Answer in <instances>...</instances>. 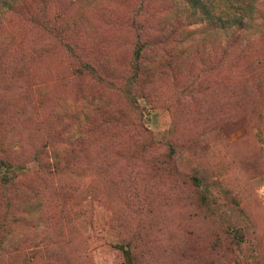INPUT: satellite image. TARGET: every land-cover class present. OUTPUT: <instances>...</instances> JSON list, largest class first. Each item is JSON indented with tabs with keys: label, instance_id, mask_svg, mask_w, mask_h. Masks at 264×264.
I'll list each match as a JSON object with an SVG mask.
<instances>
[{
	"label": "rangeland",
	"instance_id": "obj_1",
	"mask_svg": "<svg viewBox=\"0 0 264 264\" xmlns=\"http://www.w3.org/2000/svg\"><path fill=\"white\" fill-rule=\"evenodd\" d=\"M14 1H0V145L26 172L24 211L40 208L0 228V264H126L117 243L137 229L143 264H264V0L236 33L202 15L177 27L147 53L137 103L121 87L138 0ZM146 1L158 39L190 7ZM67 43L96 76L78 73ZM46 142L53 176L31 160ZM194 175L212 186L214 216Z\"/></svg>",
	"mask_w": 264,
	"mask_h": 264
},
{
	"label": "trees",
	"instance_id": "obj_2",
	"mask_svg": "<svg viewBox=\"0 0 264 264\" xmlns=\"http://www.w3.org/2000/svg\"><path fill=\"white\" fill-rule=\"evenodd\" d=\"M2 3L1 9L15 10L14 0H0ZM139 3H135L134 5L128 7L126 5V14L125 20L129 23L133 30V35L135 39V47L133 50V57L130 61V68L132 70L131 77L127 79L124 85L121 87L122 94L125 98L134 101L135 103L138 102V96L136 92V85L139 83V79L141 74L144 70L143 62L147 56V53L152 51L154 47L158 45H168L173 41H176L175 36L176 34H180V31H176L177 27L181 25L184 28L186 24H192L195 21V18L198 15H202V18L208 20L210 24L219 27L221 30H228L231 29L233 33H236L237 30H241V28L247 26V22H253L256 19L255 13L259 14V9L257 11V0H187L189 4V8L184 19L179 17V13L175 15L173 19L172 27L169 28L170 32H166L163 34V38L160 37L158 39L156 34H153L151 31L150 22L152 21L153 17L152 14L147 16V9L143 8L145 6L146 0H138ZM255 11V12H254ZM247 16V17H246ZM161 25V24H160ZM180 27V28H181ZM164 29V28H163ZM159 34V33H158ZM68 50L70 51L73 61L77 62V71L79 74H93L97 75L96 67L90 63L89 60L83 59L78 52L77 48L73 45L67 43ZM46 142L43 145V148L36 151L34 157L31 159L34 161L35 166L37 167L36 170L41 173H45L48 176H53L54 172L57 170L58 161L51 162L47 159L46 155ZM172 149V148H171ZM173 152V151H172ZM65 163L62 166L63 169L67 166ZM19 165H15L14 162L11 160L10 156H7L6 150L4 149L3 145H0V183L4 190V198L6 199V207H7V217L3 222L0 221V228L9 227L12 230L15 224H19L24 219V213L29 215L34 213L40 208V205L37 204L32 208L33 211L25 212L23 207V200L22 195L28 192L25 189L24 182L22 181V176L26 175V172L17 173L14 172L15 167ZM194 184L199 190L200 194V208H203L207 211L211 216H214L212 210L214 209L215 203H212L209 200V197L212 193V186L205 181L203 177L194 175L192 176ZM23 211V213H19V211ZM121 226V223H120ZM139 229L134 232V236L131 238L128 237L123 242L117 243L119 245V249H121L124 260L126 264H143V255L140 254L138 250V243H137V233ZM232 235V243L236 242L238 244L242 243V235L241 231L234 230L228 231ZM6 238V236L4 237ZM1 246H3V241L0 242ZM17 247L11 250L10 257L12 260H16L19 262L20 258ZM15 264V261L12 262ZM23 264V262H22Z\"/></svg>",
	"mask_w": 264,
	"mask_h": 264
}]
</instances>
